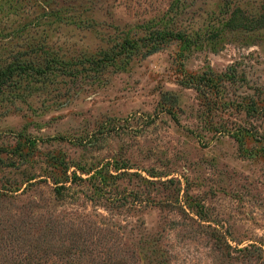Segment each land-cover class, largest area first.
<instances>
[{
	"label": "rangeland",
	"instance_id": "1",
	"mask_svg": "<svg viewBox=\"0 0 264 264\" xmlns=\"http://www.w3.org/2000/svg\"><path fill=\"white\" fill-rule=\"evenodd\" d=\"M52 61L0 79V264H264V140L215 131L262 122L187 86L264 106V0H0V71Z\"/></svg>",
	"mask_w": 264,
	"mask_h": 264
},
{
	"label": "trees",
	"instance_id": "2",
	"mask_svg": "<svg viewBox=\"0 0 264 264\" xmlns=\"http://www.w3.org/2000/svg\"><path fill=\"white\" fill-rule=\"evenodd\" d=\"M161 37V41L166 37H175L176 39L182 38L179 34H171L164 35L163 33H159ZM158 41V40H156ZM159 46V43H155V47ZM56 62V63H55ZM53 64H59L57 61H52L47 63L45 68H34L33 66H21V67H13V65L8 66L4 71H0V79L3 77H7L12 74L15 70H31L33 73L38 75L39 77H45L49 71L52 69ZM231 81L232 77L229 74H224L221 76H215L213 72L207 71L203 73L201 76H197L192 78L187 86L190 88H194L200 96L204 98L206 104L213 109H222L223 111H228L229 109L236 110L237 112L243 111L246 116H249L251 120L261 121V124H257L255 127L249 123L250 127L245 126L241 123H235L232 127L226 128L218 127L215 129L219 134H226L233 138L238 147L241 149L244 147L247 139H261L264 140V133H261L260 128L264 126V106L259 108L255 102H246L245 100L235 99L228 100L226 102L220 103L216 100H213L209 96V92H211L214 88H216L222 81ZM208 98V99H207Z\"/></svg>",
	"mask_w": 264,
	"mask_h": 264
}]
</instances>
